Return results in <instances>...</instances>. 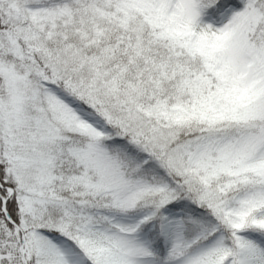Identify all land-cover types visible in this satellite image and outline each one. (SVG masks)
I'll list each match as a JSON object with an SVG mask.
<instances>
[{"label":"snow or ice","instance_id":"1","mask_svg":"<svg viewBox=\"0 0 264 264\" xmlns=\"http://www.w3.org/2000/svg\"><path fill=\"white\" fill-rule=\"evenodd\" d=\"M0 264H264V0H0Z\"/></svg>","mask_w":264,"mask_h":264}]
</instances>
